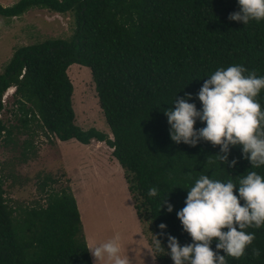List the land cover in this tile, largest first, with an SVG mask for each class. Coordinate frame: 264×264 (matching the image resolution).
I'll return each instance as SVG.
<instances>
[{
	"label": "trees",
	"instance_id": "1",
	"mask_svg": "<svg viewBox=\"0 0 264 264\" xmlns=\"http://www.w3.org/2000/svg\"><path fill=\"white\" fill-rule=\"evenodd\" d=\"M32 8L70 13L74 29L68 38L14 50L0 72V112L6 108L4 92L15 86L10 110L15 124L0 118V140L8 145L15 143L14 131L26 134L24 158L30 149L35 154L36 129L61 141L105 142L123 169L138 218L151 223L153 240L157 236L163 244L157 251L151 243L156 262L174 264L166 255L167 237H176L181 246L192 243L177 213L195 180L207 174L232 181L238 195L239 180L249 171L264 175V166L251 168L240 145L230 146L229 163H223L220 146L203 140L195 147L175 143L165 110L188 94L193 97L188 102L202 110L197 93L220 68L243 65L264 76V21L230 20L240 10L238 0H17L0 3V16L18 17ZM74 63L90 69L111 137L75 124L66 73ZM257 100L264 110V90ZM204 126L197 120L196 129ZM54 181L46 176L38 185L46 192L44 204L21 207L8 203L0 175V264H93L76 199L68 187L46 190ZM151 188L157 189L155 196L148 195ZM246 231L255 233L253 244L239 260L226 257L227 264H264V227ZM253 248L260 250L259 258Z\"/></svg>",
	"mask_w": 264,
	"mask_h": 264
},
{
	"label": "rangeland",
	"instance_id": "2",
	"mask_svg": "<svg viewBox=\"0 0 264 264\" xmlns=\"http://www.w3.org/2000/svg\"><path fill=\"white\" fill-rule=\"evenodd\" d=\"M16 1L0 0V3L8 6ZM73 29L70 13L32 8L18 17L0 16V72L18 47L46 38H68ZM66 73L73 86L75 124L83 129L95 127L111 137L90 69L74 63ZM14 91L15 86L11 85L2 96L7 109L4 107L0 112V118L7 124H15L10 112L15 109ZM13 138L15 143L8 145L0 140V175L10 205L44 204L46 192L40 191L38 185L49 176L55 181L49 182L46 190L68 187L75 197L87 245L119 236L121 255L128 257L130 264H158L151 244L154 241L151 223L138 218L123 169L114 162L112 149L105 142L87 146L76 139L48 138L44 131L36 129L31 136L35 154L30 149L24 158L21 142L28 136L14 131ZM91 259L93 263L92 255Z\"/></svg>",
	"mask_w": 264,
	"mask_h": 264
},
{
	"label": "clouds",
	"instance_id": "3",
	"mask_svg": "<svg viewBox=\"0 0 264 264\" xmlns=\"http://www.w3.org/2000/svg\"><path fill=\"white\" fill-rule=\"evenodd\" d=\"M238 5L240 10L231 13L230 20L245 25L253 20L264 21V0H238ZM261 90H264V76L258 77L255 70L249 72L243 65L216 70L197 93L202 110L188 102L193 98L191 94L186 99H176L174 108L165 110L171 139L193 147L201 140L220 146L222 154L218 156L223 163H229L230 146L240 145L251 168L264 166V110L257 100ZM197 120L205 126L196 129ZM236 163L231 161V166L235 167ZM238 185L236 195L237 184L232 181L221 182L207 174L195 180L188 189L185 206L177 213L192 243L181 246L176 237H167L166 255L174 264H227L226 257L239 260L246 254L255 240V233L246 230L264 227V175L249 171ZM156 194V188L149 189V196ZM167 210L172 212L173 206L168 204ZM159 227L163 230L167 225ZM119 241L120 237L116 236L104 243L88 245L93 264H105V261L130 264L128 257L121 255ZM153 243L157 251L163 250L157 236ZM252 254L259 258L261 253L253 248Z\"/></svg>",
	"mask_w": 264,
	"mask_h": 264
},
{
	"label": "crops",
	"instance_id": "4",
	"mask_svg": "<svg viewBox=\"0 0 264 264\" xmlns=\"http://www.w3.org/2000/svg\"><path fill=\"white\" fill-rule=\"evenodd\" d=\"M92 142L95 143V144H97V143H101V142L96 141V140H91V142H90L89 144H86V145H87V146H88V145H91ZM109 148H110V147H109ZM97 149H98V148H97ZM97 149H95V151H98V150H99V149H98V150H97ZM110 150H111V148H110ZM91 155H93V153H92ZM113 160H114V162H116V164H117L118 161L116 160V158H115L114 156H113ZM117 165H118V164H117ZM119 169H120V167H119ZM120 170H121V169H120ZM122 171H123V170H122Z\"/></svg>",
	"mask_w": 264,
	"mask_h": 264
}]
</instances>
